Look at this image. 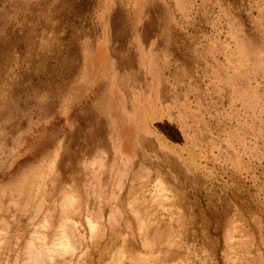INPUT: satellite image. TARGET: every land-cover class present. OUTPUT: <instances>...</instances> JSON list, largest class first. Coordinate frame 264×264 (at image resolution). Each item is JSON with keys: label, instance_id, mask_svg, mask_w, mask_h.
Masks as SVG:
<instances>
[{"label": "rangeland", "instance_id": "374dc122", "mask_svg": "<svg viewBox=\"0 0 264 264\" xmlns=\"http://www.w3.org/2000/svg\"><path fill=\"white\" fill-rule=\"evenodd\" d=\"M160 226L264 264V0H0V264Z\"/></svg>", "mask_w": 264, "mask_h": 264}, {"label": "bare ground", "instance_id": "6f19581e", "mask_svg": "<svg viewBox=\"0 0 264 264\" xmlns=\"http://www.w3.org/2000/svg\"><path fill=\"white\" fill-rule=\"evenodd\" d=\"M17 189L21 188L18 187ZM141 228L138 227L141 231V237L137 241L138 249H136V243L131 242V247H129L126 244L127 240L122 239V246L120 245L113 250L109 262L106 264H169L171 262L176 264L177 250L174 246L168 245L169 240L166 239L165 232L161 231L162 227H157L153 231L146 228L145 232H142L145 227Z\"/></svg>", "mask_w": 264, "mask_h": 264}]
</instances>
